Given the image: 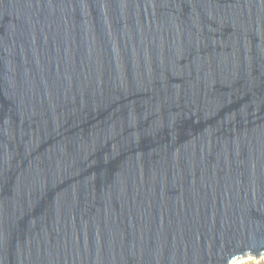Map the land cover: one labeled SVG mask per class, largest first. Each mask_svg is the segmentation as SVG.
I'll return each instance as SVG.
<instances>
[{"label":"water","instance_id":"water-1","mask_svg":"<svg viewBox=\"0 0 264 264\" xmlns=\"http://www.w3.org/2000/svg\"><path fill=\"white\" fill-rule=\"evenodd\" d=\"M264 256V0H0V264Z\"/></svg>","mask_w":264,"mask_h":264},{"label":"rangeland","instance_id":"rangeland-1","mask_svg":"<svg viewBox=\"0 0 264 264\" xmlns=\"http://www.w3.org/2000/svg\"><path fill=\"white\" fill-rule=\"evenodd\" d=\"M231 264H264V256H261L258 259L251 256H247L245 258L238 259Z\"/></svg>","mask_w":264,"mask_h":264}]
</instances>
